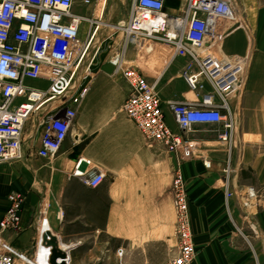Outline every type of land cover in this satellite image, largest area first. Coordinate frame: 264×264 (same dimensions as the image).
Here are the masks:
<instances>
[{
  "label": "crops",
  "instance_id": "crops-1",
  "mask_svg": "<svg viewBox=\"0 0 264 264\" xmlns=\"http://www.w3.org/2000/svg\"><path fill=\"white\" fill-rule=\"evenodd\" d=\"M233 1L238 19H217L207 40L213 53L249 59L245 88L229 100L237 125L231 151L226 141L217 140V125L194 123L184 131L175 121L170 101L199 98L182 77L189 61L184 52L175 54L170 44L159 41L125 50V61L137 64L147 81L155 83L167 124L183 138L178 151L169 153L163 144H146L126 116L123 105L130 88L107 60L114 35L108 28L114 30L125 21L130 7L115 0L108 9L105 2L99 16L102 0L89 6L75 0L73 12L86 18L79 39L83 41L99 24L97 32L103 40L82 81L88 93L52 161L36 156L27 123L25 161L0 164V219L9 207L11 191L26 194L18 227L0 230V251L12 253L15 264H45L47 248L42 242L49 232L48 240L51 236L54 240L48 245V264H99L101 251L111 249L112 240L120 244L115 249L125 244L128 251L141 249L143 264H164L177 248L170 183L172 167L180 162L196 250L190 264H264V0ZM179 10V0H166L168 14ZM26 84L44 88L46 80H26ZM38 136L37 132L35 146ZM192 137L199 144L195 152L199 158L189 151L193 141H185ZM80 157L91 160V169L106 174L100 184L86 186L66 170L78 167ZM208 159L207 169L203 160ZM41 163L45 165L40 167ZM228 163L234 195L226 204L223 168ZM250 187L255 197L247 212L240 194Z\"/></svg>",
  "mask_w": 264,
  "mask_h": 264
},
{
  "label": "built area",
  "instance_id": "built-area-1",
  "mask_svg": "<svg viewBox=\"0 0 264 264\" xmlns=\"http://www.w3.org/2000/svg\"><path fill=\"white\" fill-rule=\"evenodd\" d=\"M101 0H81L89 6ZM175 15L165 11L166 0H131L128 19L115 32H122L117 55L113 40L107 56L110 64L127 81L130 91L123 110L140 130L146 144H163L176 153L183 143L166 122L155 83L148 82L137 64L127 63L124 53L129 45L143 46L147 41L170 44L174 53L184 52L189 61L182 71L186 85L197 92L192 102L170 101L169 106L179 128L191 129L194 123L217 125V139L234 145V118L230 97L245 88L249 59L238 55L204 54L217 19H238L233 0H181ZM75 0H0V164L24 162L26 148L23 130L30 123L32 148L37 157L52 161L70 133L83 99L88 93L82 81L101 49L99 24L81 41L80 25L86 19L73 12ZM106 2V0H104ZM107 23V22H106ZM108 24V23H107ZM114 32V34H115ZM46 80V87H30L26 80ZM209 86V87H208ZM39 133L36 145V134ZM31 148V147H30ZM230 160V157H229ZM228 160V162H229ZM84 169L75 175L86 186L100 184L106 174L91 169V160L80 157ZM210 160H204L205 168ZM171 193L175 214V254L164 264H190L195 259V244L188 213L189 199L181 164L173 167ZM226 204L234 195L230 181L233 170L223 168ZM244 211H249L255 197L253 187L243 194ZM9 207L0 219V230H12L20 222V209L26 194L11 191ZM45 264H48L50 247ZM0 264H15L12 253L0 251ZM34 264H39L37 261Z\"/></svg>",
  "mask_w": 264,
  "mask_h": 264
},
{
  "label": "rangeland",
  "instance_id": "rangeland-1",
  "mask_svg": "<svg viewBox=\"0 0 264 264\" xmlns=\"http://www.w3.org/2000/svg\"><path fill=\"white\" fill-rule=\"evenodd\" d=\"M180 1V7H181V3H182V1L181 0H179ZM234 2V1H233ZM100 3V1L98 2V5H100L99 4ZM106 3L108 4V9H110L112 6H113V4H115V0H107L106 1ZM124 3H125V7L126 8H128V7H130V5H131V0H124ZM98 5H97V7H98ZM97 16V15H96ZM128 19V18H127ZM127 19L125 20V22L127 21ZM81 27H83V24L80 26V29H81ZM94 27V26H93ZM92 27V28H93ZM87 29V27L85 26V28H84V31ZM108 31L112 34V33H114L115 32V30H112V29H110V28H108ZM119 33H121V37L119 36V35H117V34H119ZM98 35H100L99 34V32H98ZM111 36V35H110ZM116 36H119L118 37V41H120L121 39H122V36H123V33L120 31V32H115V34L113 35V40H115L114 38L116 37ZM113 40H109L110 42H109V44H112V42H113ZM149 42L150 41H147V43H145V44H143V46H137V45H135V44H133L134 45V48H142V47H147L148 45H149ZM154 42H158V41H154ZM160 43V42H159ZM161 43H162V41H161ZM132 45V46H133ZM208 44L206 43L205 44V46H204V48L203 49H201L200 51H199V53L201 54V55H204L205 54V52H208V54H211V55H218V54H216V53H213L212 51H211V49L209 48V46H207ZM114 52L115 51H112L111 53H110V55H113L114 54ZM108 58L109 57H107V60H108ZM234 127H236L235 128V133H234V139H235V136H236V132H237V125H236V120H234ZM194 137V136H193ZM192 137V138H193ZM144 139V138H143ZM183 139V138H182ZM189 140V142H191V141H193V142H191L192 143V149L191 150H189L190 151V153L192 154V156H193V158H199V156L195 153L196 151H197V149L199 148V144H198V142L196 141V139H187V140H185V141H188ZM195 140V141H194ZM218 140V139H217ZM144 141H145V139H144ZM219 141V140H218ZM145 143H146V141H145ZM204 161V160H203ZM50 164V163H49ZM83 162H80V164H79V166L77 167V166H75L74 168L73 167H66V170H68V172H70L69 174H73L75 171L77 172V173H80L83 169H84V167H83ZM43 165H45V164H40L39 166L41 167V166H43ZM51 165V164H50ZM208 169V168H207ZM172 177H173V171H172ZM171 181H172V178H171ZM37 185H39V182H37L36 183ZM170 185H171V183H170ZM171 189V188H170ZM102 239H104V240H106V238H104V237H102ZM118 244V245H117ZM116 244V242H114V240H112V241H109V245L108 246H111L112 248L111 249H104V250H102L101 251V253H100V256H99V259H100V263L99 264H143L142 263V259H143V257H142V255H143V251L140 249H130L129 251L126 249V244L124 245V247H120L119 249H115V247L116 246H120V244L119 243H117ZM167 253H168V249H167ZM99 255V254H98Z\"/></svg>",
  "mask_w": 264,
  "mask_h": 264
},
{
  "label": "bare ground",
  "instance_id": "bare-ground-1",
  "mask_svg": "<svg viewBox=\"0 0 264 264\" xmlns=\"http://www.w3.org/2000/svg\"><path fill=\"white\" fill-rule=\"evenodd\" d=\"M102 3H103V4H102V7H101V11H100L99 16H101V14L103 13L104 7H105V5H106V3L104 2V0H102ZM124 22H125V21H123L122 23H118V25L114 26V29L117 30V28H120L119 25L123 24ZM119 36L121 37V33H119ZM119 36H118V37H119ZM118 37L116 38L115 43L113 44V46H114V51H115V49H117V47H118V43H119V41H118ZM116 55H117V51H115L114 54H113V55H110V56H112V58H114V57H116Z\"/></svg>",
  "mask_w": 264,
  "mask_h": 264
},
{
  "label": "water",
  "instance_id": "water-1",
  "mask_svg": "<svg viewBox=\"0 0 264 264\" xmlns=\"http://www.w3.org/2000/svg\"><path fill=\"white\" fill-rule=\"evenodd\" d=\"M50 236V234H49V232H47L45 235H43V245H45V246H48L49 245V243H50V241L51 240H54V238H53V236H51V240L49 239L48 240V238L47 237H49ZM56 255V254H55ZM55 255H54V257H55ZM53 256H52V258H54Z\"/></svg>",
  "mask_w": 264,
  "mask_h": 264
}]
</instances>
